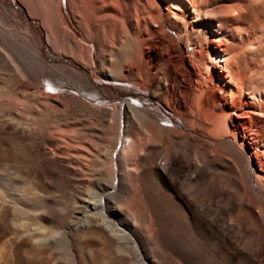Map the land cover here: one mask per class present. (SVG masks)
<instances>
[{"label": "bare ground", "instance_id": "bare-ground-1", "mask_svg": "<svg viewBox=\"0 0 264 264\" xmlns=\"http://www.w3.org/2000/svg\"><path fill=\"white\" fill-rule=\"evenodd\" d=\"M1 73L0 264H264V0H0Z\"/></svg>", "mask_w": 264, "mask_h": 264}, {"label": "rangeland", "instance_id": "rangeland-1", "mask_svg": "<svg viewBox=\"0 0 264 264\" xmlns=\"http://www.w3.org/2000/svg\"><path fill=\"white\" fill-rule=\"evenodd\" d=\"M192 13H193V10L191 9V8H188V15H192ZM2 77H3V73H1L0 74V81H2ZM123 86H125L126 88L128 87V88H130V85H128V84H122ZM63 90H66V88H63ZM112 94L113 92H107V94L109 95V94ZM115 93V92H114ZM107 94H105V96L107 95ZM108 100V99H107ZM102 103H103V101H101ZM4 115V116H3ZM6 115H7V117L8 116H10V114H9V112H8V114H7V112L6 113H4V114H2V115H0V118H2L3 117V119L4 118H7L6 117ZM9 118V117H8ZM66 143L68 144V142L66 141ZM71 144V142H69V145ZM73 144V143H72ZM71 146V145H70ZM3 196V195H2Z\"/></svg>", "mask_w": 264, "mask_h": 264}]
</instances>
